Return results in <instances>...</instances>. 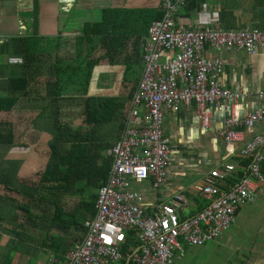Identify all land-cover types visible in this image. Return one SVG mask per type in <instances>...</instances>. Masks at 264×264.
<instances>
[{"label": "crops", "instance_id": "0c3cea01", "mask_svg": "<svg viewBox=\"0 0 264 264\" xmlns=\"http://www.w3.org/2000/svg\"><path fill=\"white\" fill-rule=\"evenodd\" d=\"M172 2L175 26L209 27L220 32H264V0ZM157 8L163 11L159 0H0V97L17 96L8 92L12 80L26 84L24 97H19L9 112L0 113V123L6 128L12 127L14 141L18 139L19 143H24L0 147V264H63L64 254L81 243L83 222L93 217L81 202L86 193L90 200L94 193L97 195L98 188L106 184L112 160L104 181L95 169L102 160L110 158L108 151L112 145L122 139L128 126H132L131 101L142 72L140 56L146 34L130 41L122 54L115 55L111 65L106 60L101 61L100 69L93 73L84 98L104 95L105 88L102 90L98 86L99 77L104 76L103 85L111 83L116 88L115 91L111 89L110 97L119 99L121 109L115 121L104 129L107 133L102 144L98 142L99 158L96 152L94 164L79 171L78 180L68 179L63 185L58 207L63 212L59 217H67L62 222L67 226L53 220L57 214L53 205L47 200H44L46 203L33 200V191L21 183L37 184L38 178L33 181L31 175L45 167L50 155L48 143L55 128L58 127L57 132L62 136L61 149L75 150L70 132L81 125V117L77 120L75 116L78 96L66 92L56 102H49L46 85L55 82L58 67L74 68L86 58L92 46L85 43V26L101 23L103 11ZM45 51L48 54L45 55ZM95 52L98 57L101 46L96 47ZM172 56L170 52H163L160 63H166ZM205 56L221 61L218 85L238 97L237 119L250 111L264 112V52L247 55L236 51L214 52L207 48ZM127 68L131 73L126 76ZM33 73H36L34 79L29 78ZM124 81L131 85L122 87ZM209 111L206 128L197 118L193 105L165 113L164 135L173 149L166 182L157 189L151 187L149 180L133 186L142 197L146 213L153 212L174 195H183L186 204L178 210V216L189 218L206 206V201L195 194V187L201 184L204 175L230 165L232 169L230 175L227 174L226 184L231 185L240 178L237 173L246 169L250 157H241L239 150L251 138L264 137V119L251 129L239 128L242 141L225 144L216 140L215 135L228 112ZM39 114L43 117L34 118ZM138 114L141 115V111ZM260 153L264 155V146ZM90 167L95 173L91 184L85 181L88 176L93 178L87 174ZM260 173L264 178V163L260 165ZM88 185L93 187L92 191ZM16 206L28 210L29 220L15 209ZM13 230L19 235L14 236ZM175 264H264V182L260 184L259 197L252 203L238 206L235 223L229 230L202 248H185L182 260Z\"/></svg>", "mask_w": 264, "mask_h": 264}, {"label": "built area", "instance_id": "2783aa9c", "mask_svg": "<svg viewBox=\"0 0 264 264\" xmlns=\"http://www.w3.org/2000/svg\"><path fill=\"white\" fill-rule=\"evenodd\" d=\"M159 1L164 13L147 27L140 56L142 72L131 101L132 126L108 151L112 167L106 184L98 188L94 216L83 222V239L64 254L63 264H175L182 260L185 248H202L216 241L235 223L238 206L259 197L264 137H253L239 150L241 157H250L240 178L227 185L232 167L224 165L210 170L195 187L196 196L206 201L201 211L180 219L178 210L186 198L174 195L153 212H145L133 186L149 180L157 189L166 182L173 151L164 135L166 112L193 105L206 128L209 109L227 111L215 135L225 144L242 141L238 129H251L264 119L262 110L237 119L238 97L218 85L221 61L205 56L207 48L247 55L264 52V32L175 26L172 0ZM163 52L173 54L166 63L159 60Z\"/></svg>", "mask_w": 264, "mask_h": 264}, {"label": "trees", "instance_id": "16d2710c", "mask_svg": "<svg viewBox=\"0 0 264 264\" xmlns=\"http://www.w3.org/2000/svg\"><path fill=\"white\" fill-rule=\"evenodd\" d=\"M162 16L163 11L159 8L151 10L107 9L103 11L101 23L91 27L89 25L85 26V43L92 46L91 51L86 52V58L74 68L58 67L55 71V82L46 85V97L49 102H56V99L66 92H74L77 96H80V98L86 97L91 85L93 73L99 68V63L106 60L109 65H111L115 55L122 54L130 41L145 36L150 22L160 20ZM99 46H101L102 52L98 54V57H95V48ZM44 53L45 55L48 54L46 51ZM78 59H80V57H78ZM125 73L127 76L131 73V70L127 68ZM35 75L36 73H33L29 78L34 79ZM103 81L104 76H100L98 86L99 89L102 90L105 88L104 95L102 97L87 98L83 101V116L80 118L81 125H78L70 132V139L76 144L75 150L63 151V149H61L60 146L63 144L61 141L62 136L57 132L58 127L57 129L55 128L53 138H51L48 143L50 155L47 159V163L42 170L37 172V184L29 185L27 182H21L33 191V200H36L38 203H46L44 200H47L48 203L55 207L54 212L57 214L53 220L55 222L60 221L62 225H64V223H62L64 219L67 218H64V216L59 217V215L63 213L58 207L60 202L59 196L62 193L63 185L68 179L78 180L79 171L94 164V159L96 160L95 155H97L96 149L100 148L98 142L101 143L104 141V137H106L107 130L104 129L108 127L110 123H113V120L115 121L118 116L117 111L119 112L121 109V106L119 108L118 104L119 99L110 97L112 96L110 94L112 84L108 83L107 85H103ZM25 85V81L20 82L18 80H12L10 82L8 92L17 96L0 97V113L9 112L14 107L19 97H24L22 93L26 88ZM126 85H131V83L124 81L121 86L125 87ZM129 99L130 96L127 97V101ZM41 117H43V115L39 114L34 118ZM55 123L57 122L54 121V125ZM84 125H86V127H84ZM120 129L121 128H119L118 131ZM111 130H113V127ZM23 131H25V129ZM14 139L15 136L14 132H12V127L6 128L5 124L0 123V147H11L13 145L24 144L19 143L18 139L15 141ZM99 156L100 155H97V158H99ZM110 167L111 159L108 158L102 160L101 164L95 169L100 175L101 181L105 180ZM87 174L91 175L93 178L90 176L85 178L86 183H93L95 173L91 172L89 168L87 169ZM241 175L242 172L239 171L237 177ZM87 188L91 191L93 189L90 185H88ZM18 194L20 193L18 192ZM83 200H81L83 201L81 203L84 205L87 213L92 214L91 217L94 216L95 193L90 200L87 198L86 193ZM15 209L20 211L23 217L29 220L28 210L22 206H16ZM12 234L14 236L19 235L14 230Z\"/></svg>", "mask_w": 264, "mask_h": 264}, {"label": "rangeland", "instance_id": "374dc122", "mask_svg": "<svg viewBox=\"0 0 264 264\" xmlns=\"http://www.w3.org/2000/svg\"><path fill=\"white\" fill-rule=\"evenodd\" d=\"M112 86H113V84H112ZM112 86H111V88L113 89V91H115L116 88H115V87H112ZM126 86H127V85H126ZM126 86H125V87L123 86V87L126 88ZM131 87H132V86H131ZM129 90H130V89H129ZM129 90H127V91H129ZM86 99H87V98H83V97L80 98V96H78V97H77V100H75V110H76V112H75V116H76V119H77V120H78L80 117L83 116V114H82V112H83V105H84V104H83V101L86 100ZM75 116H74V117H75ZM79 123H80V121L77 122V124H79ZM99 151H100V150H97V149H96V152H98V154L101 155V153H99ZM104 151H106V150H104ZM104 151H103V152H104ZM37 163L40 164L39 161H37ZM0 168H2V167H1V163H0ZM18 168H19V167H18ZM90 169H92V167H90ZM19 171H20V170H19ZM31 176L33 177V181H35V180L38 178V175H37L36 172H34ZM27 183H28V182H27Z\"/></svg>", "mask_w": 264, "mask_h": 264}]
</instances>
